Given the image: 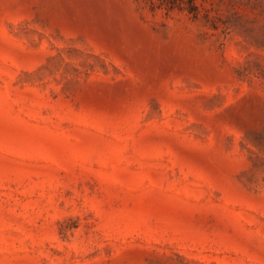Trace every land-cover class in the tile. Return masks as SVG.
<instances>
[{"label": "rangeland", "instance_id": "374dc122", "mask_svg": "<svg viewBox=\"0 0 264 264\" xmlns=\"http://www.w3.org/2000/svg\"><path fill=\"white\" fill-rule=\"evenodd\" d=\"M0 264H264V0H0Z\"/></svg>", "mask_w": 264, "mask_h": 264}]
</instances>
